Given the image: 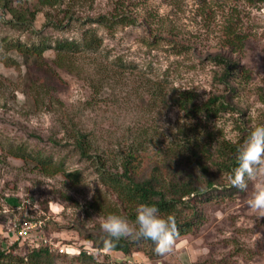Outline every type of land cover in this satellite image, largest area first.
<instances>
[{"label": "rangeland", "instance_id": "rangeland-1", "mask_svg": "<svg viewBox=\"0 0 264 264\" xmlns=\"http://www.w3.org/2000/svg\"><path fill=\"white\" fill-rule=\"evenodd\" d=\"M30 1L37 5V0ZM58 1L60 4L41 10L60 21L63 30H53L46 16L38 13L34 29L43 37H78L91 27L88 20L98 15L123 13L131 23L109 30L93 25L103 40L98 58L102 55L111 64L108 74L98 75L85 56L79 58L80 77L60 70L49 94L38 97L23 94L20 80L25 66L18 67L22 59L4 52L0 43V250L24 254L45 240L64 249L55 255L59 264H82L71 258L81 249L96 258L95 264L123 260L138 264H264V239L254 235L264 234V218L247 206L257 180L249 181L247 191L229 196L212 192L209 202H196L191 231L170 255L151 259L145 253L146 245L137 246L140 252L131 255L99 251L97 246L105 238L102 217L112 214L118 204L102 185L96 166L81 160L68 138L74 135L69 127L86 133L93 145L92 155H99L111 171L120 169L128 153L146 148L150 154H162L176 143L185 144L191 125L197 128L189 137L206 155L214 154L217 141L246 139L241 135L248 136L264 124V4L252 7L244 0ZM229 26L248 35L243 50L233 55L248 77L230 82L238 88L233 94L219 78L222 69L211 59L228 52L224 35ZM4 37L29 42L36 35L0 23V39ZM44 57L51 61L54 53L48 51ZM31 71L41 77L45 74L39 67ZM148 79H164L168 90H192L200 103L223 96L243 114L227 110L219 118H202L193 124L181 111L165 110L160 102L150 108L147 93L153 86ZM41 99L44 104L34 107ZM19 147L64 163L67 172H79V179L38 172L34 163L13 156ZM212 171L218 181L214 188L221 190L230 184L227 174L214 166ZM22 226L30 230L20 237ZM65 253L67 257H61Z\"/></svg>", "mask_w": 264, "mask_h": 264}, {"label": "trees", "instance_id": "trees-1", "mask_svg": "<svg viewBox=\"0 0 264 264\" xmlns=\"http://www.w3.org/2000/svg\"><path fill=\"white\" fill-rule=\"evenodd\" d=\"M244 1L252 7L264 4V0ZM56 4H60V2L58 0H37L36 5L30 0H0V23L6 24L13 30L36 35L35 39L29 42L19 39L9 40L7 37L0 39L4 52L16 53L22 59L21 63H18V67H23L22 64L25 66L20 84L24 88V93H22L26 96L29 93H34L37 97L41 94L48 95L60 70L80 77L83 70L79 64V58L85 56L91 61L90 63L98 75L100 73L108 74L107 67L111 64L107 63L102 55L98 58L103 40L97 34L96 26L93 25L96 24L109 30L116 25L131 23V21H126L127 18L123 13L111 15L112 17L98 15L96 18L88 20L91 27L85 29L78 37L55 39L43 37L34 29V21L38 13H43L46 16L53 30H63V24L60 21H54L48 11L41 10L42 8H51ZM64 11L66 12V10ZM5 15H8L9 18L5 19ZM70 18L68 17V19ZM225 30L224 41L228 52L211 56V59L222 69L219 78L221 82L230 87V93L233 94L238 88L230 82L241 79L242 76L248 77L247 70L241 67L239 61L233 56L243 50L248 35L238 32L236 26H229ZM48 51L54 53V58L51 61L44 60V54ZM8 62L12 66L16 65L15 61ZM32 67L43 68L45 74L42 77L35 75L31 71ZM149 81L148 83H152L153 86L147 93L149 100L146 103L150 108L160 102L165 110L172 107L178 109L193 124H198V119L202 118L208 120L219 118L227 110L234 111L238 115L243 114L238 106L223 96H213L200 103L196 93L192 90H175L173 88L168 90L164 79ZM262 83L264 85V78ZM42 104H44V99H41L40 103L36 100L34 107L38 108ZM196 128L197 126L191 125L187 130L185 144L176 143L162 154H159L160 152L150 154L146 148L141 149L143 152L128 153L125 160L121 162L120 169L118 167L116 171L105 167V163L99 155H92L93 145L87 139L86 133H82L80 129L69 127L74 135H70L68 138L72 140V146L80 159L89 161L96 166L102 185L116 199L118 207H115L112 214L126 217L135 222L136 208L139 204L155 205L162 214L175 215L182 237L191 231L193 219L197 214L196 202H209L212 198L211 194H214L212 192L229 196L239 191L231 182L227 186H223L221 190L214 188L218 181L215 180L216 175L212 171V167H216L219 173L229 175L238 166V148L249 136V134L248 136L242 134L241 136L246 139L234 143L225 140L217 141L214 154L206 155L199 148L197 142L189 137L191 130L195 131ZM64 130L67 133L69 131L67 126ZM243 130L245 129L239 128L240 132ZM13 156L24 163H34L33 169L46 176L64 175L71 181L79 179V172H67L64 163L54 161L50 156L45 157L40 152H28L26 148L19 147ZM103 240L104 238L97 246L99 251H103ZM139 245L147 246L145 253L151 259L161 258L154 252L155 245L150 240L137 243L121 238L112 252L131 255L135 251L140 252V249H136ZM150 252L152 254H149ZM55 255L59 256L58 253L49 251L47 245L39 241L27 249L24 254L0 250V264H59V259ZM61 257H67L66 253ZM71 258L82 264H95L96 259L84 249H81L76 255L73 254ZM113 264L138 263L123 260Z\"/></svg>", "mask_w": 264, "mask_h": 264}, {"label": "clouds", "instance_id": "clouds-1", "mask_svg": "<svg viewBox=\"0 0 264 264\" xmlns=\"http://www.w3.org/2000/svg\"><path fill=\"white\" fill-rule=\"evenodd\" d=\"M237 159L238 166L228 179L240 191H247L249 181L257 180L247 206L259 218H264V124L256 126L240 145ZM101 228L105 233L102 242L105 252L114 250L121 238L137 243L150 240L155 245L154 252L164 257L174 253L182 238L174 214L164 215L155 205L143 203L136 208L135 222L117 214H108L102 217ZM254 235L257 239H264V234Z\"/></svg>", "mask_w": 264, "mask_h": 264}, {"label": "built area", "instance_id": "built-area-1", "mask_svg": "<svg viewBox=\"0 0 264 264\" xmlns=\"http://www.w3.org/2000/svg\"><path fill=\"white\" fill-rule=\"evenodd\" d=\"M29 228L30 227H28V226H22L21 229H19V231H18V235L20 237H22L23 235H25L30 230ZM43 243L47 245L49 251H51V252H58L60 254H62L64 252V249H62V248L56 249V247H54V245L52 243H47V241H45V240L43 241ZM68 264H71V263H68Z\"/></svg>", "mask_w": 264, "mask_h": 264}]
</instances>
